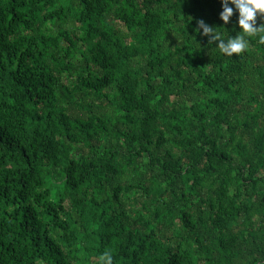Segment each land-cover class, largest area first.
Returning <instances> with one entry per match:
<instances>
[{"label": "trees", "instance_id": "obj_1", "mask_svg": "<svg viewBox=\"0 0 264 264\" xmlns=\"http://www.w3.org/2000/svg\"><path fill=\"white\" fill-rule=\"evenodd\" d=\"M222 10L0 0V264H264V43Z\"/></svg>", "mask_w": 264, "mask_h": 264}, {"label": "clouds", "instance_id": "obj_2", "mask_svg": "<svg viewBox=\"0 0 264 264\" xmlns=\"http://www.w3.org/2000/svg\"><path fill=\"white\" fill-rule=\"evenodd\" d=\"M222 12L220 19L227 25L233 16L234 9L238 12V26L240 32L227 41L220 39L219 34H213V28L203 20L198 21L197 31L203 30L204 36H211V40L219 41V50L227 57L244 52L248 47L246 36H258L259 42L264 43V24L256 27L258 15L264 18V0H220ZM230 5L234 6L230 7ZM100 264H113V257L110 252L103 253L100 257Z\"/></svg>", "mask_w": 264, "mask_h": 264}]
</instances>
